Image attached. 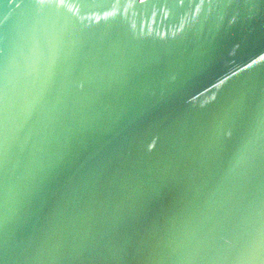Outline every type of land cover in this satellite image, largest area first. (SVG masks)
Here are the masks:
<instances>
[{
  "label": "water",
  "instance_id": "95a60500",
  "mask_svg": "<svg viewBox=\"0 0 264 264\" xmlns=\"http://www.w3.org/2000/svg\"><path fill=\"white\" fill-rule=\"evenodd\" d=\"M0 264H264V0H0Z\"/></svg>",
  "mask_w": 264,
  "mask_h": 264
}]
</instances>
